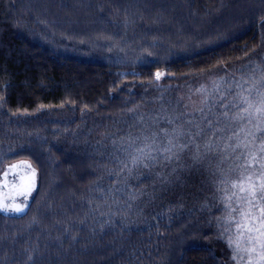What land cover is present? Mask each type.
I'll return each instance as SVG.
<instances>
[{"label": "trees", "instance_id": "obj_1", "mask_svg": "<svg viewBox=\"0 0 264 264\" xmlns=\"http://www.w3.org/2000/svg\"><path fill=\"white\" fill-rule=\"evenodd\" d=\"M263 45L264 0H0V106L51 124L49 154L61 155L29 148L37 189L25 211L0 210V264H228L211 209L218 175L190 155L176 163L193 172L163 160L118 174L121 125L160 89ZM181 181L201 187L185 210L173 207ZM134 206L145 214L127 216Z\"/></svg>", "mask_w": 264, "mask_h": 264}, {"label": "rangeland", "instance_id": "obj_2", "mask_svg": "<svg viewBox=\"0 0 264 264\" xmlns=\"http://www.w3.org/2000/svg\"><path fill=\"white\" fill-rule=\"evenodd\" d=\"M262 70H264V45L257 55L255 54L250 59L236 65L227 66L223 70L217 71L218 73H215V71L214 73L210 74L188 77L185 80L186 82L180 85L178 84L179 86L175 84V87H170V89H160V103L158 102L153 105L151 104L152 106L150 105L149 107L144 108L143 111L131 116L121 125L125 128L123 130L126 140L124 141L120 152L126 155V153L130 151L129 143L132 139H135L136 145H139L141 142H143V138L145 136L151 137L152 133H157V139L162 144L165 140V137L162 133H160V129H171L173 124L169 123V119L173 118L175 126L177 127L183 126L184 128H192L195 130V127L198 126L199 128L203 129V134L195 137V144L189 145L188 148L183 153H181V155L193 156L197 150L196 145H201L199 151L201 153L200 158L202 159L197 160H203V162L206 164L201 165H204L206 168H208L209 172L212 171L214 175L217 174V177L219 178L220 172L218 171V168L224 170L225 172H228L229 169H232V178L238 177L240 172L238 165H243L245 161L243 158L233 159L232 157L238 155H247L250 150L248 148H237L235 152H233L231 149L224 150L225 141L230 144L235 143L234 140H229L230 133H234L237 128L248 127L246 123H241L231 119V114L237 111V108L232 102L233 96L241 91V89L236 87L235 82H241V87L245 94H249V86L251 85V95L255 97L257 92H264V86L261 85L259 80ZM169 83L167 84L168 86L173 85L171 84L173 83L171 80ZM217 85L219 86V90H217ZM221 93H224V95L221 96ZM221 104H227L226 109L221 108ZM225 110L229 113L227 119L222 115V112ZM0 117V173H6V175H0V181L3 182L0 183V192H3L4 197H8L7 199L5 198L6 203L26 204L27 200L24 199V195L11 191L12 186L14 184L18 185L17 180H19V177L31 174L33 169L35 170V177L38 175V170L36 167L26 159L29 156H37L32 154V151L29 150L31 145L33 146L34 144L35 147H39L40 149L42 147V151L40 153L41 156H61L56 155L58 152L54 153V155L49 154L52 150L48 145L49 143H47V137H49L50 132H52L53 126L48 123H38L42 119L38 118V116L12 117L7 114L4 105L0 106ZM209 121H211V126H209ZM252 123L255 124V121L253 120ZM38 125L44 127V129L48 131L46 133H42L44 129L42 131H38ZM40 129L42 128L40 127ZM212 129H216V132L213 133ZM209 137H211L213 141H216V137H219V141L216 142L215 151H205L202 147L204 141ZM241 138H243L242 133ZM113 150H111V152H114ZM68 155L69 154H66V156ZM224 157L227 158L225 159ZM7 159L8 162L3 163V161ZM186 159L187 157L184 160ZM53 161L54 160H50V164L48 165L49 183L51 180H53L54 176L52 169ZM161 161H163V159L158 157L157 162L154 164H159ZM176 162L177 161L171 162L172 165H174L171 169H175V171L180 174H184L185 170L193 172L191 167H184L183 165L179 166ZM9 165H16V168H9ZM246 167L256 170V163L249 164ZM141 169H144V167H141ZM164 173L165 172L160 171V175L162 177H166L167 174ZM11 177L12 179L9 180ZM10 181L14 182V184L12 185ZM182 183V181L179 183L181 186L178 187V197L180 195L184 198L179 200V202L176 201L178 204H172L174 208L185 210V205L188 204L189 206L191 203V198H186L191 196V194L188 193L189 189L191 191L200 192L201 187L194 184L187 185L186 183H183V185ZM35 185V190H32L33 192H30L31 194L29 193L30 198H33L36 192V180ZM186 187L188 189H186ZM215 188V186L214 188L211 187V189L216 191L217 194L222 195V193H219L217 188ZM138 193L143 192L140 191ZM10 196L12 198H10ZM136 200L139 201V197L136 198ZM134 207L136 208L131 209L129 213H127V216H131L132 214L133 217L135 216L137 218L145 214V210L142 208H139L138 206ZM216 208L219 210L218 216H216L217 218L215 219L217 220V227L221 228V230L217 229L215 236L220 240L219 243L222 244V241H224L220 248L222 249V256H224L227 263L259 264L256 255L253 256L251 261H249L247 253H244L242 258L240 256H237L235 259L233 258V252L227 244L226 236L221 235L223 227L222 225L218 224V218L223 217L226 214L225 202L219 199V201H217L216 207L211 206V209H213L212 211L216 210ZM222 208L224 210L220 214L219 212ZM214 213L216 215L217 210L214 211ZM195 215L199 216L200 213L198 212ZM200 242H202L201 244L203 245H212V243H214L213 241L210 242L205 238H202Z\"/></svg>", "mask_w": 264, "mask_h": 264}, {"label": "snow or ice", "instance_id": "obj_3", "mask_svg": "<svg viewBox=\"0 0 264 264\" xmlns=\"http://www.w3.org/2000/svg\"><path fill=\"white\" fill-rule=\"evenodd\" d=\"M158 77L159 74H157ZM259 80L264 86V70L261 71ZM235 83L241 91L233 96L232 102L237 111L231 114V119L246 123L248 127L237 128L234 133H230L229 140H234L235 143L230 144L225 141L224 150L231 149L235 152L237 148H248L250 152L247 155L232 157L233 159L243 158L245 161L243 165H238L240 168L238 177L232 178V169L225 172L218 168L220 176L215 184L217 191L222 193L220 199L225 202L226 213L223 217L218 218V224L223 227L221 235L226 236L234 259L237 256L242 258L243 254L247 253L249 261L256 255L259 264H264V92H257L253 97L251 85L249 94H245L241 82ZM217 90H219L218 85ZM223 95L224 93H221V96ZM226 107L227 104H221V108L226 109ZM222 115L227 119L229 113L225 110ZM253 120L255 124L252 123ZM169 123L173 124L171 129H160V133L165 137L162 144L157 139V133H152L151 137L145 136L139 145H136L135 139H132L126 159L124 161L117 160V163L121 164L118 174L123 173L126 177H132L136 169L150 167L157 162L158 157L170 163L179 161L181 153L189 145L195 144V137L203 134V129L198 126L195 127V130L183 126L177 127L173 118L169 119ZM208 123L211 126V121ZM212 131L215 133L216 129H212ZM241 133L243 138H241ZM218 141L219 137H216V141L209 137L204 141L202 147L205 151H215ZM257 141H259L258 147ZM200 147L201 145H196L197 150L192 156L193 160L201 157ZM255 163H259V170L246 167ZM8 167L15 169L16 165ZM170 170L175 171V169ZM0 175H6V173H0ZM0 183L3 182L0 181ZM34 184L35 170L33 169L31 174L21 176L20 184H14L11 191L23 194L26 200L27 194L32 191ZM10 198L12 197L10 196ZM132 198L136 197L133 195ZM25 208L26 204L24 203H6L3 192H0V210L21 213ZM101 227H103V223Z\"/></svg>", "mask_w": 264, "mask_h": 264}, {"label": "flooded vegetation", "instance_id": "obj_4", "mask_svg": "<svg viewBox=\"0 0 264 264\" xmlns=\"http://www.w3.org/2000/svg\"><path fill=\"white\" fill-rule=\"evenodd\" d=\"M18 182H17V184L19 185L20 184V177H19V180H17Z\"/></svg>", "mask_w": 264, "mask_h": 264}]
</instances>
